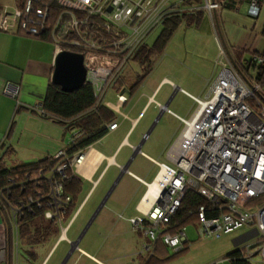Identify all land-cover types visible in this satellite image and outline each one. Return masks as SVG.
I'll return each mask as SVG.
<instances>
[{
	"label": "built area",
	"instance_id": "1",
	"mask_svg": "<svg viewBox=\"0 0 264 264\" xmlns=\"http://www.w3.org/2000/svg\"><path fill=\"white\" fill-rule=\"evenodd\" d=\"M255 12L258 0H247ZM219 0H7L0 3V30H16L42 38L46 36L54 53L60 50L81 54L84 82L102 100L110 78L127 67L147 33L171 13L201 11L213 28L217 46V70L203 96L189 95L194 108L181 118L180 131L166 151L169 164L163 183L143 212L128 218L133 231L142 236L137 253L150 252L157 240L171 252L187 242L184 226L168 230L171 216L187 190L200 194L205 203L194 208L199 235L218 236L244 225L253 229L233 249L231 256L252 264L258 253L264 261V59L249 57L250 73L244 75L226 53L213 26ZM44 39V38H43ZM260 66V67H259ZM2 93L16 98L18 84L7 81ZM122 94L117 100L123 101ZM38 107V106H37ZM36 108V106H35ZM39 114L44 112L39 107ZM116 126L115 120L106 129ZM78 136L71 129L66 142L51 154L52 164L15 173L0 186V202L11 229L14 263L18 247L17 217L23 210L41 209L43 218L61 227L69 195L63 184L75 174L73 167L83 158V148L68 150ZM34 182L32 188L28 184ZM27 192L12 200L10 190ZM258 202V203H256ZM6 260L0 247V264ZM139 264V263H135ZM214 264V263H209Z\"/></svg>",
	"mask_w": 264,
	"mask_h": 264
},
{
	"label": "crops",
	"instance_id": "2",
	"mask_svg": "<svg viewBox=\"0 0 264 264\" xmlns=\"http://www.w3.org/2000/svg\"><path fill=\"white\" fill-rule=\"evenodd\" d=\"M250 9L252 10L253 8L250 6L249 2L247 0H242L233 7L221 6L214 11L217 26L214 21V16L213 26L216 32L217 28L219 29L222 40L225 46L228 47L227 50L230 54V56H228L231 60L232 57L239 52H242V56L248 55L250 57L251 53H260L264 50V36L261 33L264 25V0L258 1V8L255 12L250 11ZM201 17L200 21H193L187 25H199L202 19L205 18L208 21L210 29L213 31L209 19L205 15H201ZM145 42L147 41L145 40ZM54 54L53 47L48 40L28 36L16 30H0V160H3L5 166L36 161L46 155L51 156L52 153L66 142L67 130L54 119L40 115L38 110L39 107H41L40 102L50 82ZM213 65L212 71L210 70L209 73L202 72L200 69H195L196 78L197 80L200 79V83L195 86L189 84L190 82L186 83L187 87L179 86L175 84L171 78L162 76L160 81H166L172 86V91L168 97L164 101L155 97L158 86L161 83L159 81V84L157 83L147 94L146 99L140 104L134 115L130 114L133 110V108H130L132 105L130 100L133 93L128 96L124 91L118 92L111 85L108 86L106 88L107 90L105 89L106 91H104L102 95V101L114 111L116 126L112 129H107L102 136L83 148L82 160L73 167L74 173L79 177L81 182L80 191L83 190V184L87 182L92 185L94 184L95 187L109 168L118 174L123 164L128 161L126 169L122 171L119 177L123 173H127L129 177L131 176L144 186L142 190L137 193V187H135L134 184L131 185V180L129 178L127 182L120 184L119 192L117 196H115L116 200L120 194L123 195L122 200L117 204L120 210L118 216L129 224L128 218L143 212V210L148 207L154 193L159 188L163 175L161 174L159 177L158 174L161 169H164L162 164H169L166 152L165 158L167 161L159 160L155 155H158L159 152H164L169 140H171L176 133H179L182 126L181 118H188L192 113L194 101L189 95L203 96L206 92L208 83L217 70L214 65V71ZM235 67L237 68V66ZM128 68H131L130 71H135L137 70V65L135 69L132 64L131 67L129 65ZM125 70H123V72ZM7 81L18 84L16 98L2 93L3 85ZM190 86H192L191 89ZM176 92L182 94L191 101V106H189L188 110H186L183 115L169 106L174 96L177 94ZM118 94H122L125 99L123 101L117 100ZM165 102L166 108L163 107ZM149 106H151V109L148 111L147 118L141 120ZM159 110H161L159 116L154 119ZM164 113L171 115L179 122L180 127L178 132L177 130L171 133L161 132L159 123ZM151 122L153 123L150 130L146 136H144ZM154 124L155 127H158L156 128L157 131L155 130L156 132L153 137H149V132ZM157 134H161V136L158 137ZM158 138L163 142L160 149L152 150V147H144L145 143L154 139L159 140ZM139 142V148H136L135 146ZM94 144H98V146ZM7 145L10 146L12 151L10 156H7L6 153L3 152ZM133 151L134 153L131 155ZM148 162L156 163L158 166L149 179L146 178L149 171ZM117 174L110 185L111 187H109L110 189L108 188L109 191L107 190L108 193L104 198L103 204L100 206H103L107 202L110 191L119 179ZM91 188L92 186L90 185L85 190L83 197L70 215V222L73 219H71V216L74 215V212L76 215L80 205L84 202ZM69 221L65 226L68 227ZM194 224L196 225V222ZM115 225L116 222L112 224L113 227ZM5 233V224L0 212V247L6 246ZM135 234L139 241L137 249L132 253V255L136 257L132 264L139 263L137 258L139 255L136 254V252L142 241L141 234L138 232H135ZM58 237L67 238L65 232L63 235L60 232ZM71 240H69V242ZM56 241L52 244L47 253L53 248ZM75 248L82 254L97 261L98 264H107L82 246L76 245ZM47 253L37 264H46L47 260L45 258ZM13 254L14 252L12 249V258L14 260ZM17 264H19V262H17ZM23 264H35V261H28L26 255Z\"/></svg>",
	"mask_w": 264,
	"mask_h": 264
},
{
	"label": "rangeland",
	"instance_id": "3",
	"mask_svg": "<svg viewBox=\"0 0 264 264\" xmlns=\"http://www.w3.org/2000/svg\"><path fill=\"white\" fill-rule=\"evenodd\" d=\"M6 1L7 0H0V3ZM159 29L160 25L154 26L153 29L147 33L145 40L151 42ZM214 41L213 31L210 29L208 21L205 18L202 19L199 25H186L180 22L165 42L162 51L153 56L150 71L131 95L132 98L130 102L132 105L130 108H133V110L130 114L134 115V113H136L140 104L146 99L147 94L157 83L159 84L162 76L171 78L173 82L179 86L187 87V82H190L189 84L192 86L199 84L200 79L197 80L195 69H200L202 72L208 73L210 70L212 71V65L217 55L216 41ZM132 66H134V69L136 68L135 64ZM214 68L213 65V69ZM192 86H190V89ZM171 91L172 86L168 82L163 81L158 86L155 97L164 101ZM169 106L183 115L185 114L184 112L188 110L189 106H191V101L182 94L177 93ZM150 109L151 106L148 107L141 120L147 118ZM159 125L163 133H171L175 130L178 132L180 127L179 122L166 113L162 116ZM156 128L158 127H155L154 124L149 132V137L154 136L157 131ZM68 135L69 131L66 132L67 137ZM157 135L158 137L161 136V134ZM177 135L176 133L171 140H169L164 152H159L158 155H155L157 159L167 161L165 152L174 142ZM158 139L159 140L154 139L145 143L144 147H152V150L160 149L163 142H161L160 138ZM94 145L98 146V144ZM148 164L149 171L146 178L149 179L158 166L156 163L148 162ZM116 174L117 172H113L111 168H109L95 187L94 184L92 185L88 182L83 184V190L77 195L73 209L70 211V214L64 216L61 221V227L68 223L70 215L83 197L85 190L91 185L92 188L87 193L84 202L80 205L79 209L77 208L78 212L76 215L74 212V217L71 216V219H73L71 222L69 221L70 223L65 231L67 238L58 237L61 229L60 226L56 225L57 232L50 236L47 241L29 246L28 249L34 252V257L31 260L33 262L35 261V264L41 260L56 240V243L47 253L45 259L47 260L46 264H60L68 250L69 240L75 238L82 230L90 218V215L94 212L98 203L110 187ZM128 178L131 180V185L134 184V186L137 187V193L142 190L144 186L142 183L133 179L131 176L129 177L127 173H123L110 191L107 202L98 208L77 242V246H82L107 264H132L136 259L132 253L138 247L139 240L137 235L131 229L130 225L123 221V218L118 216L120 210L117 204L122 200L123 195L120 194L115 200V196H117L119 192L120 184L127 182ZM114 222H116V225L113 227L112 224H114ZM252 230L253 229L244 225L233 231L221 233L218 236L202 237L197 232L195 224H185L184 231L187 238V242L185 243L186 248L174 257L164 260L159 264H228L225 256L247 237L250 236L249 240H253L254 236L251 235H253L254 232ZM24 249L25 247L18 243L15 253L17 257L16 261L19 262V264H23L25 261L26 252ZM171 253L172 252L167 249V254ZM62 264H98V262L74 248ZM252 264H264V261L260 259L258 253L252 256Z\"/></svg>",
	"mask_w": 264,
	"mask_h": 264
},
{
	"label": "trees",
	"instance_id": "4",
	"mask_svg": "<svg viewBox=\"0 0 264 264\" xmlns=\"http://www.w3.org/2000/svg\"><path fill=\"white\" fill-rule=\"evenodd\" d=\"M221 6L233 7L240 3L242 0H219ZM259 1V0H258ZM201 11H196L194 14L188 13H171L165 17L161 24L160 29L155 35L154 39L147 43L145 40L137 48L131 64L137 65L136 71H130L131 68L125 67V71L119 75L110 78L109 86L111 85L116 91H124L128 96L131 95L136 87L143 81L147 73L152 66V58L156 54L160 53L165 45V42L172 34L174 29L180 22L184 24H190L191 22L201 20ZM264 36V25L261 31ZM46 39V36H42ZM228 48V47H226ZM258 53V52H253ZM264 59V50L260 53ZM233 62L237 66V69L244 75V73H250L249 56H242V52L232 57ZM260 67V66H259ZM260 71H264V65L261 66ZM264 73V72H262ZM264 100V94L261 95ZM41 109L44 112V117H50L56 122L60 123L67 131L75 129L78 131V136L74 139L72 145L68 150H75L84 148L86 145L102 136L106 131V125L108 122L115 119L114 111L108 107L103 101L98 98L89 84L82 83L78 88L71 91H62L59 86L49 82L41 100ZM3 152L9 156L12 151L10 146H5ZM1 158V157H0ZM52 164L51 156L32 161L17 163L12 166H5L3 160H0V186L7 183V179L15 173H23L29 171L31 175H34L39 168H47ZM34 182H31L27 187L32 188ZM63 190L69 195V202L65 207L64 216L70 214L73 209V205L76 201L77 195L81 190V182L76 174H73L69 180L63 184ZM10 196L15 201L27 192L25 187L22 191L19 188H13L10 190ZM205 203V199L193 190H187L182 196L180 203L171 216L168 223V230H175V228L184 226L185 224H194L196 221L193 214L194 208L200 204ZM0 212L3 217L6 231V260L4 264H13L12 258V235L11 229L7 221V215L0 202ZM18 227V243L25 247V252L28 261L34 257L33 250H29V246L38 243H43L48 240L50 236L57 232V226L52 221L43 218L41 209L33 208L31 210H23L17 217ZM186 245L180 250L167 254V248L161 242L157 240L154 248L150 252L138 254L139 264H159L160 262L170 259L183 251ZM234 251L232 250L226 256H231ZM228 264H250L249 262L231 257L227 259Z\"/></svg>",
	"mask_w": 264,
	"mask_h": 264
},
{
	"label": "water",
	"instance_id": "5",
	"mask_svg": "<svg viewBox=\"0 0 264 264\" xmlns=\"http://www.w3.org/2000/svg\"><path fill=\"white\" fill-rule=\"evenodd\" d=\"M213 16H214V21L216 23L215 14H213ZM216 26H217V23H216ZM217 34H218V37H219L223 47L226 50V53L230 56V54H229V52H228V50H227V48H226V46L222 40V37L220 35L218 28H217ZM84 75H85V69H84L83 64H82V57H81L80 53L75 52V51L60 50L54 54L53 67H52V71L50 74V82L58 85L60 90L71 91V90L78 88L84 82ZM163 107L166 108V102L163 104ZM160 112H161V110H159L157 112L154 119H156L159 116ZM152 123L153 122H151L150 126L145 131L144 136H146V134L150 130ZM139 145H140V142L138 144H136L135 147L139 148ZM133 153H134V151L131 153V155H133ZM127 164H128V161L123 164L121 170L117 174V177H119V175L122 173V171L126 169ZM109 189H108V191H109ZM108 191L104 194V196L102 197V199L98 203L96 209L94 210V213L100 207V205L103 204L104 198L107 195ZM94 213L92 214V216L94 215ZM91 217L89 219H91ZM89 221L90 220H88L86 222V224L84 225L82 230L79 232L77 237L69 242L68 250L65 253L64 258L61 260L60 264H62L64 262V260L67 258L69 253L76 247L78 239L80 238L81 234L83 233V231H84L85 227L87 226V224L89 223Z\"/></svg>",
	"mask_w": 264,
	"mask_h": 264
},
{
	"label": "bare ground",
	"instance_id": "6",
	"mask_svg": "<svg viewBox=\"0 0 264 264\" xmlns=\"http://www.w3.org/2000/svg\"><path fill=\"white\" fill-rule=\"evenodd\" d=\"M161 174H162L163 176H162V179H161V181H160L159 186H160V185L163 183V181H164V178H165V176H166V174H167V173H166V170H165V169H161L160 172H159V177H160Z\"/></svg>",
	"mask_w": 264,
	"mask_h": 264
}]
</instances>
